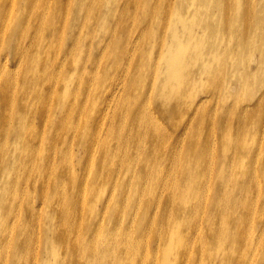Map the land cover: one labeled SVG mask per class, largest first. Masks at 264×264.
Here are the masks:
<instances>
[{"label": "bare ground", "instance_id": "6f19581e", "mask_svg": "<svg viewBox=\"0 0 264 264\" xmlns=\"http://www.w3.org/2000/svg\"><path fill=\"white\" fill-rule=\"evenodd\" d=\"M5 39L2 49L13 54L15 68L0 52V264H38L41 232L42 264L59 254L76 264L145 262L139 234L153 200L164 220L172 214L168 225L190 213L177 204L168 210L169 172L181 165L206 172L196 184L201 192L214 182L215 190H205L212 216L221 211L215 206L221 186L241 196V208L233 211V204L225 214L227 228L237 225L241 233L251 209L247 182L257 179L256 229L240 235L243 246L223 247L218 264H237L234 259L250 252L246 264H264V0H0V43ZM215 94L252 105L237 102L228 113L201 114L204 127L192 116ZM131 102L127 117L113 118ZM147 102L166 122L180 107L191 115L181 147L182 136L146 113ZM214 131L218 140L210 142ZM197 148L202 152L194 153ZM112 200L119 207L114 214ZM132 211L133 220L124 224ZM141 212L137 228L134 213ZM69 218L77 235L67 228ZM162 245L154 264H177L167 261L165 236Z\"/></svg>", "mask_w": 264, "mask_h": 264}, {"label": "rangeland", "instance_id": "374dc122", "mask_svg": "<svg viewBox=\"0 0 264 264\" xmlns=\"http://www.w3.org/2000/svg\"><path fill=\"white\" fill-rule=\"evenodd\" d=\"M9 1V0H7ZM6 25L3 24V29H5ZM45 28H43L42 36L44 34ZM42 40V38H41ZM134 40H137V37H134ZM7 39L3 43H0V52L7 53L4 49H2V44H6ZM86 45V44H85ZM8 54V53H7ZM13 55V54H12ZM12 55L8 54L7 58V65L10 70H14L15 67L12 66L11 59L9 57H12ZM4 62L3 59V54L0 53V62ZM112 61H109L106 66H102L100 68L99 76L104 77L108 74L109 67L111 66ZM148 85L145 87V91L147 89ZM140 88V85L139 87ZM149 94V93H145ZM240 106H251L247 102H243V98H235V97H229V101H223L221 98H218V95L215 94L213 97V100L210 104L203 103L200 105L199 109L197 112H195L192 116V118L197 119V121L202 125L206 126L204 120L201 117V114H211L212 111H217V112H223V113H228L226 111V108L228 106H231L233 103H237ZM134 103H128V105L116 116V110L118 106H114L111 112V115L114 119L118 116L124 115L127 117V113L129 108L133 105ZM145 111L146 113L151 112L152 114H155L158 120L164 124L166 122V119L162 118L158 111L147 102L145 105ZM176 114L178 116L173 117L172 121L166 122L165 127L167 132L172 133V135H178L179 137L182 136L178 141V144L180 147L184 144L183 137L186 134L185 131V123L188 121L189 118H191V115L189 114L188 116L185 117L184 112H182L181 107L177 108ZM252 113L246 114V118L249 119L251 118ZM112 119V118H111ZM109 120H110V115H109ZM252 123L246 124L248 127L246 129L251 132L253 130V127H251ZM190 125V124H189ZM194 126H196L194 124ZM217 126V124H216ZM108 127L106 128V130ZM204 128H201L199 130L200 134H204ZM218 140V134L217 132H213L212 134V139H209L210 142H217ZM202 151H199V148H197L194 153H200ZM215 152V151H212ZM76 153V152H75ZM184 158H187L189 160L191 159H198L200 156L196 155H191L188 156V154H183ZM139 159L143 160L141 156H138ZM191 158V159H190ZM78 158L75 157V163ZM128 160V159H127ZM144 161V160H143ZM166 162H167V167H171L172 162L167 159L166 156ZM136 161H134L133 164H135ZM257 165L261 166L259 162H257ZM119 169L121 170V166H119ZM181 170L178 169L177 166H173L170 170V177L171 181L167 182V190L170 191V196L168 197V202H169V209H171L172 205H179L182 209H186L189 211V214H180L178 215V220L175 225L171 226L168 225L167 222L173 219V216L171 213L166 214V220H164L157 212L154 207L155 201L153 200L152 206L147 210L145 214V224L143 226V233H140L139 236L142 237V241L144 243V246H142L140 250V257L145 258V262H140L139 264H154V260L156 256L160 253L159 259H161V252L164 251V247L162 245L163 243V237H166V243L168 244V250L169 254L167 256V261L170 263L177 262V264H218V261L222 262V256H223V247L235 249L237 245L236 243L239 244V246H243L239 242L240 235L244 233L250 234L254 229H256L255 226V221L257 218V214H254L252 211L254 206H252L255 203L257 193L256 189L258 186V181L257 179L253 178L252 182H247V187H246V206L251 205L250 209V216L248 217V223L245 228V232L241 233V228L237 225H233L229 228H227V222L226 218L227 216L225 214L236 211L241 208V203H242V198L241 196L239 197H234V193L230 194L228 192V189L226 186H221L223 190V196L220 197V199H217L215 201V206L217 208H220V213L218 216H212L211 212L213 211L212 203L209 206V203L206 202V189H211L215 190V185L214 182L211 179V183L205 188L203 192L198 190V185H196L199 181L203 180L206 176V172L202 171L200 169H196L194 171L187 170L184 165L180 166ZM187 170V171H186ZM221 169H218V166L216 170L213 172L214 177L219 176ZM209 174V173H208ZM237 177L239 178L241 176V172H237ZM148 176V170L146 167V174H145V179ZM211 177V173L210 176ZM261 177V176H260ZM182 185H187L189 187L188 191H182L183 187ZM8 186V182H6L5 187ZM160 186V185H159ZM191 189V190H190ZM158 191H162L161 188L158 189ZM107 192V191H105ZM163 193H166L164 190ZM88 197L91 196V193L89 191L87 192ZM228 196H231V200L228 201ZM205 204H208L206 206V211H203V208L205 207ZM235 204L236 208L231 211V205ZM40 204L38 201H36L34 207L36 210H38ZM55 207V205H54ZM209 207V209H208ZM119 209V207L114 204V200H112L110 204V211L111 213L114 214V211ZM161 210V208H160ZM86 213L88 211V207L85 209ZM252 211V212H251ZM105 214L104 212H102ZM163 212L161 211V214ZM37 215V212L34 213ZM134 215H137L136 217V226L137 228L141 225V222L139 221V217H143V212L137 214L134 213ZM133 217V211L131 214L126 217L125 219L122 220L124 224H130ZM132 219V220H131ZM152 220L155 221V224H152ZM99 223L100 221L96 219L94 223ZM120 222V221H119ZM73 220L69 218L67 228L69 229L72 227ZM210 223V230L207 232L206 226L209 227ZM108 224V223H107ZM109 225V224H108ZM193 225V228H192ZM51 226L55 227L54 224ZM147 227H153L151 231V236H149V230ZM191 227V228H190ZM70 230V229H69ZM70 232L74 235H77L73 230H70ZM37 237H38V232H37ZM186 238V245L183 246L180 243V239ZM235 245V246H234ZM218 252V255L216 256V259H213L212 256L214 255V251ZM254 250V249H253ZM159 251V252H158ZM36 253L39 258L38 264H42L41 260L45 255V248L42 245V232H41V237L38 242L37 240V246H36ZM112 253V250L109 248V254ZM61 254H66V252H62ZM60 256L63 255H58V259H51L50 264H72L73 261L76 264L77 260L75 259H69V254H66L65 257L66 259L63 260ZM253 257L252 252L248 253L247 257L241 258V259H234V261L237 264H246L251 258ZM160 264V262H159ZM168 264V263H165Z\"/></svg>", "mask_w": 264, "mask_h": 264}]
</instances>
